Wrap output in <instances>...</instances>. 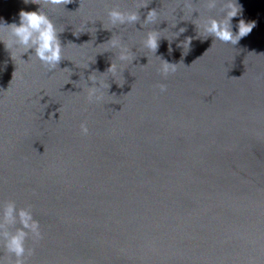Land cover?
Listing matches in <instances>:
<instances>
[{"label":"water","instance_id":"obj_1","mask_svg":"<svg viewBox=\"0 0 264 264\" xmlns=\"http://www.w3.org/2000/svg\"><path fill=\"white\" fill-rule=\"evenodd\" d=\"M237 2L233 31L240 19L255 27L235 46L196 38L199 13L185 17L183 0H151L139 11L143 20L156 8L155 24L111 30L108 9L134 0L44 9L65 27L68 70L46 71L34 58L15 64L0 42V211L7 200L31 205L43 238L27 240V264H264V0ZM39 8L0 0V22ZM153 28L156 54L141 43ZM113 34L136 57L115 77L106 69L117 50L103 44ZM158 57L183 63L165 77ZM92 73L110 87L89 104Z\"/></svg>","mask_w":264,"mask_h":264},{"label":"clouds","instance_id":"obj_2","mask_svg":"<svg viewBox=\"0 0 264 264\" xmlns=\"http://www.w3.org/2000/svg\"><path fill=\"white\" fill-rule=\"evenodd\" d=\"M74 0H24V3H33L40 5L39 10L19 12V23L0 22V42H3L5 49L10 53L11 59L15 62L30 61L33 58L38 60L41 66L49 72L54 70H68V68H60L61 61L67 59L63 54L64 44L61 43L60 33L64 32L65 27H58L53 19L44 9H63L66 5L73 3ZM151 0H134V8L121 9L119 6H114L107 11L108 23L111 27H103L111 30L112 27L121 25H136L138 22L142 27L149 24H155L160 17V13L156 8L150 9L145 19L141 20L140 9L147 8ZM219 5V16H205L200 12V6L193 0H183V9L185 17L193 16L194 12L199 13L198 16L191 22L196 26L197 37L207 39L213 38L214 44L216 41L225 44L237 45L239 41L251 33L255 27V21L246 22L240 19L238 23V31H233L232 20L242 13V6L237 0H206L204 7L207 9H216ZM81 6V5H80ZM79 6V7H80ZM175 9H173L174 11ZM186 18V19H187ZM175 27V25H174ZM96 31V29L94 30ZM186 28L181 27L177 32V36L185 32ZM83 30L73 31V35L79 36ZM161 35L157 29H149L142 39L143 48L150 53L156 54L159 48ZM193 37H186L181 42L180 47L183 48V55H186L190 50ZM109 47L105 51L116 49V60H112L106 72L111 73L114 77L118 75V71L122 70L126 65L124 62L132 63L136 59L133 51L122 42V38L113 34L112 37L104 42ZM31 50V51H30ZM172 51L169 46V52ZM24 54H28V59L22 58ZM160 66L157 69L159 73L167 77L169 74H174L178 70V65L183 63H171L162 57ZM121 63L118 65L116 61ZM87 68L88 65H85ZM15 78V72H13ZM235 78V77H232ZM91 80L92 86H86V100L89 104L99 103L104 99L102 89L109 88L103 79L98 81L95 74H90L88 77ZM98 82V86H97ZM118 86H123L124 81L119 80ZM160 92H166L165 84H158ZM80 133L87 136L89 128L86 122H81ZM19 224V227L16 225ZM14 229V230H13ZM31 238L37 242L43 238L40 223L34 218L31 210V205L25 207H17L16 202L7 200L3 203L2 211H0V244L3 245L4 255L0 257V264H27V258L34 253L33 247H27L26 242ZM13 257H15L13 259Z\"/></svg>","mask_w":264,"mask_h":264}]
</instances>
